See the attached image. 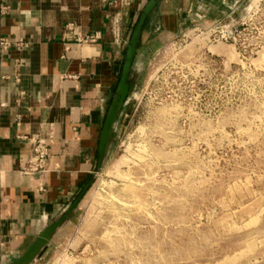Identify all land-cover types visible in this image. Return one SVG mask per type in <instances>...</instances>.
I'll use <instances>...</instances> for the list:
<instances>
[{
  "label": "rangeland",
  "instance_id": "1",
  "mask_svg": "<svg viewBox=\"0 0 264 264\" xmlns=\"http://www.w3.org/2000/svg\"><path fill=\"white\" fill-rule=\"evenodd\" d=\"M235 29L135 62L110 152L26 264H264V0Z\"/></svg>",
  "mask_w": 264,
  "mask_h": 264
},
{
  "label": "crops",
  "instance_id": "2",
  "mask_svg": "<svg viewBox=\"0 0 264 264\" xmlns=\"http://www.w3.org/2000/svg\"><path fill=\"white\" fill-rule=\"evenodd\" d=\"M242 1L0 0V38L27 44L0 52V264H17L56 223L49 237L62 233L110 152L131 40L128 90L137 62L195 25L234 23ZM41 136L44 171L24 174Z\"/></svg>",
  "mask_w": 264,
  "mask_h": 264
},
{
  "label": "built area",
  "instance_id": "3",
  "mask_svg": "<svg viewBox=\"0 0 264 264\" xmlns=\"http://www.w3.org/2000/svg\"><path fill=\"white\" fill-rule=\"evenodd\" d=\"M6 7L1 6L0 10L1 11H6ZM235 13L232 12V14ZM218 26L222 27V30L220 32L221 36L220 39H225L229 41H234L235 40V22L234 23H227L223 20H216L210 24H199L191 27L192 29L194 28L197 30V28L204 29V30H209L211 31L212 28H217ZM190 28V29H191ZM181 34V33H180ZM26 43L19 41V42H12L6 39L0 38V52H6L8 49L11 47H17V48H25ZM18 80L16 79V82ZM50 132H48L47 136H50ZM48 156V150H47V145H46V139L45 137H37L34 140L33 148L31 155L28 157L26 166L23 169L22 173L24 174H37L40 175L44 170V162ZM0 256H1V250H0Z\"/></svg>",
  "mask_w": 264,
  "mask_h": 264
},
{
  "label": "water",
  "instance_id": "4",
  "mask_svg": "<svg viewBox=\"0 0 264 264\" xmlns=\"http://www.w3.org/2000/svg\"><path fill=\"white\" fill-rule=\"evenodd\" d=\"M147 11V9L145 10ZM135 48H136V40L133 39L131 40L130 44H129V47L127 49V52H126V57H125V70H124V73H123V76H122V79H121V90L119 92V98L116 102V105L115 107L119 105H121L122 101H124V99L126 98L129 90H128V86L125 85V81H126V77H127V74L129 73V70H130V67H131V63H132V60H133V56L135 54ZM79 198H77V200L74 202V204L72 205L71 209L73 207H75V205L77 204V202L79 201ZM57 225H59V223H56L55 226H53V228L51 229V232L57 227ZM51 232H48L46 234H43L38 240V242H43L45 241L48 237H49V233ZM37 243H35L33 246H31L28 251L26 252V254H24V256L22 257V259L17 263V264H26L27 260H28V257L32 254L33 250L35 249V245Z\"/></svg>",
  "mask_w": 264,
  "mask_h": 264
}]
</instances>
